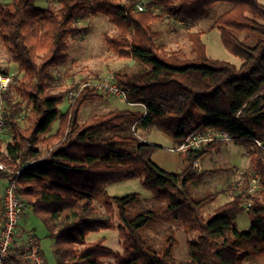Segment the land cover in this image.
<instances>
[{
    "label": "trees",
    "instance_id": "trees-1",
    "mask_svg": "<svg viewBox=\"0 0 264 264\" xmlns=\"http://www.w3.org/2000/svg\"><path fill=\"white\" fill-rule=\"evenodd\" d=\"M36 1L0 0V41L19 67L3 99L11 104L12 96L21 98L4 115L12 141L5 150L0 141V160L13 170L34 160L17 178V192L27 211L39 216L48 229L57 264L264 261V160L254 143L256 138L264 140V4L259 0H149L148 9L139 11L136 0H57L58 7L53 8H38ZM218 2L231 6L213 27L220 30L227 50L243 61L240 66L211 57L204 31L188 30L189 53L157 42L160 31L153 28L154 22L173 16L191 29ZM89 14L110 18L117 33L106 32L104 38L118 58L145 65L133 74L115 71L127 101L143 105L144 111L116 109L82 122V106L101 96L89 89L72 98L65 112L59 108L70 90L53 91L51 68L68 59L69 40L83 31L79 20ZM22 109H26L25 124L17 116ZM135 123L137 133L132 129ZM154 126L177 146L210 127L230 132L237 143L251 144V172L243 182L258 172L263 185L251 197L252 205L246 208L242 193L236 191L205 216L202 209L217 194L197 198L189 185L207 172L198 171L194 162L221 142L180 151L181 169L170 172L152 160L161 146L138 136V129L143 135ZM13 176L0 171V180ZM138 177L153 193V202L138 193L111 196L105 191L109 184ZM100 193L105 196L104 210L95 204ZM242 210L251 219L248 230L236 224ZM157 222H176L198 233L197 239L189 241V259L174 256L177 237L172 226L160 236L149 233ZM104 229L118 231L121 254L105 246V238L87 240L90 233ZM110 257L115 261H106ZM12 261L29 264L17 260L14 253Z\"/></svg>",
    "mask_w": 264,
    "mask_h": 264
},
{
    "label": "rangeland",
    "instance_id": "rangeland-1",
    "mask_svg": "<svg viewBox=\"0 0 264 264\" xmlns=\"http://www.w3.org/2000/svg\"><path fill=\"white\" fill-rule=\"evenodd\" d=\"M127 1L128 0H123L124 3ZM259 1L264 4V0ZM35 5L38 8H53L58 7V1L37 0ZM230 6L228 2L216 3L210 8L207 17L191 29L184 28L183 24L176 26L175 22L166 16L165 20H159L153 23V28L160 31L157 42L165 43L171 50L180 49L184 53H189L191 50V43L188 39V30L204 31L202 38L206 44L207 53L211 57L240 66L243 61L227 50L222 43L220 30L217 27H213L218 16L228 10ZM148 7L149 5H147V9ZM152 8L156 12H160L158 6H153ZM79 24L83 27V31L70 38L68 59L64 63L51 68V85L53 91L58 92L67 89L71 91L83 81L95 80L108 73H115V71L133 74L146 68L142 62L136 59L118 58L116 54L110 50L105 41L104 34L109 32L113 35L117 33V30L107 15L89 14L81 17ZM243 37L244 36H242V38ZM0 70L9 71L11 78L13 75L19 73L17 63L2 46L1 41ZM77 83L78 85L75 86ZM3 93L4 92L0 90V114L4 116L5 113L9 112L11 104L21 101V98L16 95L12 96L10 104L3 99ZM99 94H101V96L86 102L82 106L80 111V120L82 122L88 120L95 114L107 113L116 109H143L141 106L130 105L122 96ZM70 101L71 98L68 95L59 105L62 112L67 110ZM25 110L26 109H22L17 115L21 124H25L26 122ZM55 126H57V124ZM138 132V136L143 140L145 139L143 135L147 136L148 134L147 132H143V135H140L142 132L141 129H138ZM0 141L3 150H5L7 144L12 141V134L7 124H5L4 131L0 133ZM41 148L44 150L43 147ZM252 148L253 146L251 144L237 143L235 141L224 142L207 151L199 158L198 161L200 164L195 166V168L198 171L207 172L190 183V191L192 195L197 198L209 194H217L215 199L202 209V213L205 216L213 214L218 207L229 201L233 197L231 193L232 186L235 183L237 184L244 181V177L251 172L249 153ZM31 161L33 162L34 160ZM11 169L13 170V168ZM0 184H2V179L0 180ZM105 191L111 196H126L132 193H138L145 201L153 202L154 200L153 193L143 186L141 178L139 177L109 184L106 186ZM104 199L105 196L103 193L95 197V204L101 210H104ZM3 215L4 214H0V228L3 224ZM22 217L23 218L20 219L19 225L16 228L17 245L24 243L32 233L37 238V242L44 255V264H57V257L54 252V241L48 236V229L45 227L40 217L31 211H27L26 215ZM116 222L118 221L116 220ZM250 223L251 219L247 210L238 212L236 224L239 229L248 230L250 228ZM169 226L175 229L177 237V243L173 250L174 256L180 260L189 259L191 257L189 241L198 238L197 232H188L183 226L176 222H157L148 229L151 235L160 236ZM99 238H105L104 245L112 248L116 254H121L123 252V246L117 230L104 229L99 232H92L88 235L87 240L93 242ZM106 261L114 262L115 258L110 257L106 259ZM244 264H264V261L259 258H251L247 259Z\"/></svg>",
    "mask_w": 264,
    "mask_h": 264
},
{
    "label": "built area",
    "instance_id": "built-area-1",
    "mask_svg": "<svg viewBox=\"0 0 264 264\" xmlns=\"http://www.w3.org/2000/svg\"><path fill=\"white\" fill-rule=\"evenodd\" d=\"M136 8L139 11L147 9L149 0H136ZM176 26L183 24V21L171 16L168 17ZM11 76L0 72V90L5 91L9 88L11 82ZM84 89H89L94 92L106 94L108 96H122L126 102L127 96L125 90L118 84L115 73H108L105 76L99 77L95 80L83 81L76 88L72 89L69 93V97L72 99L78 96ZM129 103V102H128ZM134 104V103H131ZM6 120L5 117L0 114V133L5 129ZM136 123L133 126L135 131ZM233 141V137L230 132L217 128L210 127L203 132L190 136L185 142L174 148V151H182L186 148H192L200 150L204 146L214 142H230ZM255 145L261 152V156L264 160V140L256 138L254 140ZM19 162V160H18ZM32 163L31 160H27L16 170H12L9 166L0 160V171L11 172L14 176L12 180H9L4 191L3 207H4V221L0 228V264H15L10 262V255L15 254V258L23 263L29 264H44L45 258L42 250L37 242V238L34 234H30L28 239L21 244L16 243V228L19 225L20 219L23 216L24 211L28 208V205L23 201L17 192V178L21 174L24 167ZM199 165V161L194 162V166ZM261 175L258 172L253 173L247 183L239 182L235 183L231 188V193L236 191L242 193V202L246 208L252 205V196L262 189Z\"/></svg>",
    "mask_w": 264,
    "mask_h": 264
},
{
    "label": "crops",
    "instance_id": "crops-1",
    "mask_svg": "<svg viewBox=\"0 0 264 264\" xmlns=\"http://www.w3.org/2000/svg\"><path fill=\"white\" fill-rule=\"evenodd\" d=\"M132 106H141L143 109H138V111H144V106L141 104H131ZM148 134L145 135V139L148 142H152L161 146L152 155V160L161 168L168 170L170 172H177L181 169V152L174 151L173 149L177 147L175 140L166 134L165 132L159 130L157 127H152L146 131ZM200 164V162H199ZM8 179L2 178V184H0V214H4L3 210V196L4 191L7 186ZM25 216L26 212L23 213ZM23 218V217H22Z\"/></svg>",
    "mask_w": 264,
    "mask_h": 264
}]
</instances>
